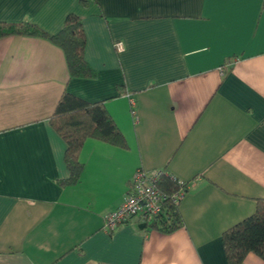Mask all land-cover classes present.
Returning a JSON list of instances; mask_svg holds the SVG:
<instances>
[{"label":"crops","instance_id":"obj_1","mask_svg":"<svg viewBox=\"0 0 264 264\" xmlns=\"http://www.w3.org/2000/svg\"><path fill=\"white\" fill-rule=\"evenodd\" d=\"M70 14L93 78L46 39L0 38V264H228L222 233L264 200V0H0V23L49 35ZM64 92L104 102L128 144L87 139L66 188ZM139 167L187 184L180 229H104Z\"/></svg>","mask_w":264,"mask_h":264},{"label":"trees","instance_id":"obj_2","mask_svg":"<svg viewBox=\"0 0 264 264\" xmlns=\"http://www.w3.org/2000/svg\"><path fill=\"white\" fill-rule=\"evenodd\" d=\"M18 35L46 39L64 54L70 79H90L95 73L85 60L86 36L81 20L70 14L62 28L49 35L29 23H0V38ZM50 125L66 145L64 164L69 177L58 184L62 188L79 183L83 171L80 151L87 139L128 149V144L108 114L104 102L89 103L68 92H64L50 118ZM162 191L169 194L179 190V186L163 179L159 184ZM147 230L171 234L183 226L178 205L167 202L157 215L144 216L137 220ZM222 247L228 264H242L246 256L253 253L264 261V200H257L254 212L225 230L221 235Z\"/></svg>","mask_w":264,"mask_h":264},{"label":"built area","instance_id":"obj_3","mask_svg":"<svg viewBox=\"0 0 264 264\" xmlns=\"http://www.w3.org/2000/svg\"><path fill=\"white\" fill-rule=\"evenodd\" d=\"M116 48L121 51L119 44ZM131 105L133 106V102ZM131 113L135 114L133 110ZM137 121L135 118L134 122ZM163 179L179 186V190L172 194L162 191L159 184ZM186 189L185 182L166 174L163 169L148 171L139 167L129 182L128 192L122 204L105 217L104 229L111 232L131 219L160 214L167 202L178 205Z\"/></svg>","mask_w":264,"mask_h":264}]
</instances>
